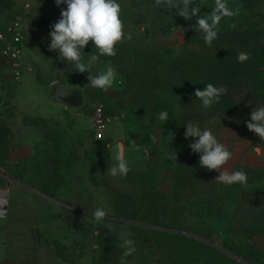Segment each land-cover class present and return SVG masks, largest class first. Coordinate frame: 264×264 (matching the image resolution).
<instances>
[{
  "label": "rangeland",
  "instance_id": "obj_1",
  "mask_svg": "<svg viewBox=\"0 0 264 264\" xmlns=\"http://www.w3.org/2000/svg\"><path fill=\"white\" fill-rule=\"evenodd\" d=\"M118 3L125 38L116 45L115 56L100 57L91 69L93 76L109 65L116 69V81L104 91L89 84L90 73L76 71L58 51L49 50L50 26L66 5L57 7L55 0H0V27L18 29L25 43L20 79L0 55V264H105V246H120L121 258L122 235L135 242L127 264H173L181 243L177 234L215 246L237 264H264L261 252L237 257L225 249L227 243L254 246L246 235L236 240L218 234L227 225L223 217L237 194L209 177L210 170L199 165V154L189 147L195 138L184 137L186 124L192 122L211 129L233 154H241L236 144L240 139L264 146L246 127L251 111L264 106V98L260 94L253 100L243 90L237 114H190L173 68L185 48L209 50L218 60V55L226 57L255 36L264 43V0H227L239 14L220 21L222 48L204 45L202 31L193 28L194 36L183 31L196 17L185 20L177 9L158 7L155 0ZM202 4L200 14L210 13L214 0ZM83 52L85 62L96 52L91 41ZM98 104L119 115L102 139L94 137ZM47 106L53 109L45 111ZM162 110L169 114L167 122L159 119ZM139 136L147 145L158 138L160 169L153 155L130 150L124 151L127 176H111L107 170L117 163L118 142L126 149ZM164 168L177 173L171 195L159 190ZM244 172L264 180V168ZM97 208L107 213L101 222L92 215ZM138 225L148 228L138 231Z\"/></svg>",
  "mask_w": 264,
  "mask_h": 264
},
{
  "label": "clouds",
  "instance_id": "obj_2",
  "mask_svg": "<svg viewBox=\"0 0 264 264\" xmlns=\"http://www.w3.org/2000/svg\"><path fill=\"white\" fill-rule=\"evenodd\" d=\"M55 4L57 7L66 5V9H61L60 19L50 26L49 50L58 51L59 58L73 63L76 71L90 73L88 81L92 87L104 91L112 88L117 79L114 67L109 65L106 70L95 76L91 74V69L93 64L100 60V57L115 56L116 45L125 38L124 22L121 19L122 8L118 0H55ZM155 5L161 8L167 7L170 11L177 9V15L185 20L190 21L196 17L195 24L191 27L195 31L204 33V41L208 46H211L218 37V25L222 18L239 14L238 9L233 10L228 6L227 0H214L212 11L206 14H200L202 0H199L198 3L196 0H155ZM232 26L234 27V25ZM127 39H131L130 34ZM90 41L96 52L90 53L85 62L83 49ZM249 58L250 54L247 52H239L237 56L241 63ZM226 92L225 87H217L208 83L203 90L197 88L194 96L202 102L205 109H208L214 103H219L221 96ZM68 94V92L65 93L66 96ZM159 119L167 122L168 112L162 110L159 113ZM246 127L255 133L261 141H264V106L255 107L251 111L250 120L246 121ZM185 128V139L195 138V142L191 143L189 147L193 153L199 154V165L219 173L216 181L226 185L240 184L244 186L247 184V174L243 170L229 172L225 168V165L232 159L233 153L226 144L218 141L211 129L202 130L198 124L192 122H188ZM107 148L112 149L113 145L109 143ZM116 149L117 163L109 167L107 171L113 177H126L130 168L124 156L125 147L123 144H117ZM255 151L257 155L261 154L259 146ZM92 215L97 222H101L106 218L107 213L103 208H97ZM127 235L130 236L131 233ZM121 238L124 239L125 251L120 258V264H127L125 258L136 251L135 242L123 235Z\"/></svg>",
  "mask_w": 264,
  "mask_h": 264
},
{
  "label": "trees",
  "instance_id": "obj_3",
  "mask_svg": "<svg viewBox=\"0 0 264 264\" xmlns=\"http://www.w3.org/2000/svg\"><path fill=\"white\" fill-rule=\"evenodd\" d=\"M156 13L159 14L158 11ZM185 29L189 35L194 36V29L189 24L185 25ZM221 29L222 27H218V31ZM202 38L204 39V33ZM219 38L220 34L218 32V37L213 41L212 45L216 44L219 48H222L223 43L218 42ZM204 45L207 44L205 43ZM243 46L246 47L242 48ZM236 48L233 53L226 57L218 55V60L213 59L210 51L204 49L188 50V48H185L182 53L175 57L173 68L180 79L179 93L184 99H187L186 108L190 114L194 113L201 117L214 116L215 114L227 117L237 114L240 110L243 90L246 91L244 93L246 96L251 93L253 100L259 98L260 94L264 98V43L258 36H255L254 39H247L246 43ZM239 52L249 53L250 58L243 63L239 62L237 59ZM208 83L217 87L223 86L227 89V92L221 96L219 103H214L210 108L205 109L202 106V102L194 96V92L197 88L203 90ZM242 167L246 168L244 171L251 169L247 166ZM242 167H239L236 171L242 169ZM257 208L255 205L242 209L238 216V221L243 235L234 236L237 240V238H244L246 235L247 238L254 241V246L249 244L247 247L233 243L223 244L225 249L231 251L237 257L244 256V254H249L250 252L253 256H260L261 251L259 246L256 245L257 242L254 240V235L257 232L264 231V209L261 208L260 212L255 213L253 209ZM250 210L253 212H249ZM147 228L142 225L137 226L138 231ZM176 237L179 238L178 240L181 243L179 250L177 249L174 253L173 260H175V263L173 262V264H227V261L234 264L238 263L226 252L221 251V249L218 250L215 246L205 242L195 240L193 236L177 234ZM225 237H230V235ZM262 256L264 257V253H262Z\"/></svg>",
  "mask_w": 264,
  "mask_h": 264
},
{
  "label": "crops",
  "instance_id": "obj_4",
  "mask_svg": "<svg viewBox=\"0 0 264 264\" xmlns=\"http://www.w3.org/2000/svg\"><path fill=\"white\" fill-rule=\"evenodd\" d=\"M45 111L51 109L47 106L44 107ZM158 138H154L151 145L144 144V137H138L139 141H133V144H126V154L131 150V154H133L134 150H141L147 157H153V163L157 168L160 169V163L162 162V157L160 156V147L161 144L157 140ZM248 140V139H247ZM246 139H240V141L236 142L237 146H239L241 154H233L232 159L225 165V168L229 172L236 171L239 167L247 166L251 169H260L264 168V146L260 145L261 154L257 155L255 148L248 142ZM120 144V141L118 142ZM141 145L142 149L140 148ZM131 146V147H130ZM256 156V159H255ZM161 173V183L159 184V190L163 194L171 195L175 190V182L177 179V173L175 170L170 168H164L160 171ZM209 177L212 180H215L218 176V172L215 170H211L209 173ZM259 176H251L247 177V184L242 186L240 184L226 185V190H234L236 192V198L234 202H232L227 211L224 219H227V225L222 230H219L218 234L221 236H236L243 235V232L240 228L239 224V214L242 212L244 207L257 206V209H253L255 213L260 212L261 208L264 209V180L258 179ZM216 181V180H215ZM250 210L249 212H253ZM254 240L257 242L256 245L259 246V249L262 253H264V231L257 232L254 235ZM103 255L105 264H120V249L121 247L118 245H108L103 247Z\"/></svg>",
  "mask_w": 264,
  "mask_h": 264
},
{
  "label": "built area",
  "instance_id": "obj_5",
  "mask_svg": "<svg viewBox=\"0 0 264 264\" xmlns=\"http://www.w3.org/2000/svg\"><path fill=\"white\" fill-rule=\"evenodd\" d=\"M24 45V35L21 31L12 26L0 27V55L16 79L22 77L25 68ZM94 109V137L102 139L117 121L119 115L107 112L103 104H98Z\"/></svg>",
  "mask_w": 264,
  "mask_h": 264
}]
</instances>
